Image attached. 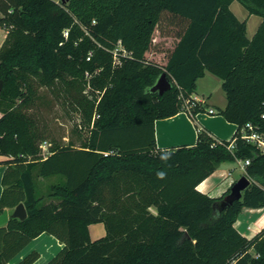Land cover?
<instances>
[{"label": "trees", "instance_id": "obj_1", "mask_svg": "<svg viewBox=\"0 0 264 264\" xmlns=\"http://www.w3.org/2000/svg\"><path fill=\"white\" fill-rule=\"evenodd\" d=\"M233 1L0 0V214L27 210L0 227V264L42 234L64 245L47 264H264V227L249 239L235 226L243 209L264 208V153L243 138L248 124L264 131V0H237L262 18L252 38ZM207 72L222 81L218 113L237 126L232 139L196 125L195 144L159 149L155 121L185 111ZM162 75L171 87L160 94ZM45 91L90 128L79 145L41 125ZM203 110L187 113L196 122ZM237 160H250L241 200L223 207L228 194L197 189ZM36 177L58 181L39 195ZM97 223L106 235L93 241Z\"/></svg>", "mask_w": 264, "mask_h": 264}, {"label": "crops", "instance_id": "obj_2", "mask_svg": "<svg viewBox=\"0 0 264 264\" xmlns=\"http://www.w3.org/2000/svg\"><path fill=\"white\" fill-rule=\"evenodd\" d=\"M237 0H234L231 4V10L233 13L240 19V20H247L249 21L251 16L245 7L241 5L238 1V6L236 10H233L234 3ZM243 8L245 10H243ZM238 12V13H237ZM2 16L0 12V17ZM245 18V19H244ZM261 18V17H260ZM261 20L258 21V27ZM258 27L254 31L256 33ZM8 31L0 26V48L2 47ZM254 34H249V38H252ZM211 74L209 72L206 75ZM205 75V76H206ZM213 75V74H212ZM194 98L202 101V107L204 110L197 114L196 122H194L189 114L185 111H181L177 115L166 118V119H159L155 121V138H156V145L159 149H166L172 148L182 145H193L197 141L198 130L197 126L199 125L200 128H205L211 134H213L219 140L230 141L235 134L237 126L233 123L228 122L222 115L218 113L219 109L213 107L212 104H208V102L203 99L201 100L196 93L193 95ZM225 108V107H224ZM213 109L214 114L209 113V110ZM223 109V108H220ZM4 157L0 156V161L4 160ZM237 163V162H236ZM231 163H224L222 164L210 177L204 180L197 189L204 194L209 195L212 198H218L222 196L227 190H229L235 182V178L233 177L234 173L231 171V168L227 167ZM238 165V163H237ZM239 166V165H238ZM7 165L0 164V198L5 190V186L3 185V177L7 170ZM240 167V166H239ZM242 170V169H241ZM242 174L244 176V171L242 170ZM203 188H200V187ZM231 190V189H230ZM12 210V209H9ZM246 210L247 213L253 214L256 213L255 219L249 220L251 217L245 216L242 220V227L241 229L237 227V222L235 223L236 228L238 231L245 237L251 239L257 233H259L262 228L264 227V208L262 209H243ZM152 211H155L152 209ZM258 213V214H257ZM249 222V224H248ZM239 224V223H238ZM242 228L244 230L242 231ZM90 236L93 241L98 240L106 235V229L103 223L93 224L89 227ZM63 244H61L57 238L52 235L42 234L29 245H27L12 261L10 264H17L21 261L27 254L36 250L40 253V258L34 264H47L53 257L58 254V252L63 248Z\"/></svg>", "mask_w": 264, "mask_h": 264}, {"label": "rangeland", "instance_id": "obj_3", "mask_svg": "<svg viewBox=\"0 0 264 264\" xmlns=\"http://www.w3.org/2000/svg\"><path fill=\"white\" fill-rule=\"evenodd\" d=\"M233 10H236L235 6H238V2L234 3ZM243 10H245L243 8ZM245 12H247L245 10ZM238 13V12H237ZM246 13L245 18L247 17ZM244 18V19H245ZM261 20L260 16L252 15L248 21V31L249 34H254V31L258 27V21ZM255 29V30H254ZM116 61V60H115ZM46 98L49 100V105H43L40 108V119L41 125L45 127L47 132L52 138L60 141L61 143H68L69 140H73L77 145L80 144L81 139L87 138L89 136L90 128L83 123L82 116L79 112L72 109L71 105L65 103L62 99H57L55 94L50 91H45ZM196 95L201 99H205L208 104H212L216 109L224 108L227 105V98L224 90L222 89V81L215 75L208 74L197 81ZM48 143H52L51 139L45 140ZM43 141V142H45ZM42 142V143H43ZM41 143V144H42ZM50 152L44 154L41 149V155L46 157ZM230 167L233 171L236 181H238L242 176V170L237 165V163H231L227 165L226 168ZM58 181V178H41L36 177V184L38 188L39 195H46L49 192V186ZM235 181V182H236ZM233 182V184L235 183ZM232 184V185H233ZM231 189V188H230ZM230 189L227 190L222 196L229 194ZM220 196V197H222ZM218 197V198H220ZM258 214V213H257ZM251 217L249 220L255 219L256 213L250 214L246 210L242 211L237 218V227L241 229L242 220L245 216ZM239 223V224H238ZM249 224V222H248ZM244 228H242V231Z\"/></svg>", "mask_w": 264, "mask_h": 264}, {"label": "water", "instance_id": "obj_4", "mask_svg": "<svg viewBox=\"0 0 264 264\" xmlns=\"http://www.w3.org/2000/svg\"><path fill=\"white\" fill-rule=\"evenodd\" d=\"M63 3L68 0H61ZM171 87L170 83L166 80L165 75H162L155 84V91L162 94L165 90ZM3 89V81L0 79V94ZM251 185V180L247 176H242L231 187L230 193L225 196L223 201V207L233 204L235 201H239L243 197L244 191ZM27 218V210L23 203L18 204L12 210L5 209L0 214V227L6 226L11 219H19L21 221Z\"/></svg>", "mask_w": 264, "mask_h": 264}, {"label": "built area", "instance_id": "obj_5", "mask_svg": "<svg viewBox=\"0 0 264 264\" xmlns=\"http://www.w3.org/2000/svg\"><path fill=\"white\" fill-rule=\"evenodd\" d=\"M114 54H115V57L117 60V54L116 53H114ZM124 54H126L125 51H124ZM117 62H118V60H117ZM201 103H202V101H200L194 97L192 98L191 101L185 100L184 101L185 112L191 111V109L193 107H195L196 105H202ZM209 113L214 114V110L210 109ZM262 119L264 120V114L262 115ZM246 129H247V132L244 133L243 138L246 140V142L254 145L258 150H260L261 153H264V131H262V132L259 131L252 124H248ZM50 146H51V144L48 143L47 141L43 142L40 145L44 154L49 152ZM105 155H108V153H105ZM237 163L245 173L246 166L248 164H250V160H237Z\"/></svg>", "mask_w": 264, "mask_h": 264}, {"label": "clouds", "instance_id": "obj_6", "mask_svg": "<svg viewBox=\"0 0 264 264\" xmlns=\"http://www.w3.org/2000/svg\"><path fill=\"white\" fill-rule=\"evenodd\" d=\"M158 176H159L160 178H163V176H164V173H163V172H161V173H158Z\"/></svg>", "mask_w": 264, "mask_h": 264}, {"label": "bare ground", "instance_id": "obj_7", "mask_svg": "<svg viewBox=\"0 0 264 264\" xmlns=\"http://www.w3.org/2000/svg\"><path fill=\"white\" fill-rule=\"evenodd\" d=\"M200 188H203L202 186Z\"/></svg>", "mask_w": 264, "mask_h": 264}]
</instances>
